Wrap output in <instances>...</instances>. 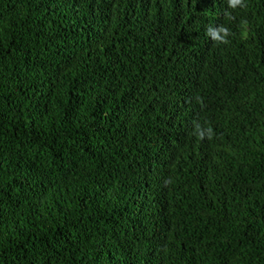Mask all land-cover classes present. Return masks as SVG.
Listing matches in <instances>:
<instances>
[{
  "label": "trees",
  "instance_id": "16d2710c",
  "mask_svg": "<svg viewBox=\"0 0 264 264\" xmlns=\"http://www.w3.org/2000/svg\"><path fill=\"white\" fill-rule=\"evenodd\" d=\"M0 264H264V0H0Z\"/></svg>",
  "mask_w": 264,
  "mask_h": 264
},
{
  "label": "clouds",
  "instance_id": "9594fccd",
  "mask_svg": "<svg viewBox=\"0 0 264 264\" xmlns=\"http://www.w3.org/2000/svg\"><path fill=\"white\" fill-rule=\"evenodd\" d=\"M227 3L230 8H235L238 5H241V0H227ZM220 31L227 35V29H221ZM209 35L213 40H220L221 42H225L216 30L209 29Z\"/></svg>",
  "mask_w": 264,
  "mask_h": 264
}]
</instances>
